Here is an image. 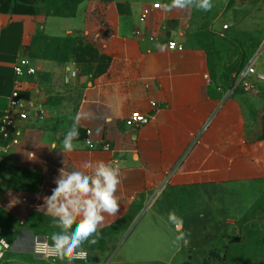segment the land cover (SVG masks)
Wrapping results in <instances>:
<instances>
[{"label": "crops", "instance_id": "0c3cea01", "mask_svg": "<svg viewBox=\"0 0 264 264\" xmlns=\"http://www.w3.org/2000/svg\"><path fill=\"white\" fill-rule=\"evenodd\" d=\"M52 1L0 0V118L18 60L36 69L23 77L28 120L11 131L19 144L4 152L10 141L0 140V238L11 245L0 264H69L35 256L28 238L52 244L60 231L41 208L63 161L70 171L85 161L119 167L120 211L98 231L133 224L113 253L86 250L87 261L71 264H205L212 251L225 260L207 264H264V81L252 79L256 93L232 92L247 56L264 75V0H212L208 12L83 0L71 17L50 12ZM133 112L149 123L127 126ZM78 113L88 118L63 153ZM172 198L204 220L178 247L172 211L161 210Z\"/></svg>", "mask_w": 264, "mask_h": 264}, {"label": "clouds", "instance_id": "9594fccd", "mask_svg": "<svg viewBox=\"0 0 264 264\" xmlns=\"http://www.w3.org/2000/svg\"><path fill=\"white\" fill-rule=\"evenodd\" d=\"M193 7L205 12L211 11L212 0H171L170 4L163 5V9L168 12L186 11ZM157 48L161 52L165 51L164 45L157 44ZM86 118L88 117L80 113L75 116L71 128L64 134L63 153L74 151V141L79 137L81 120ZM52 148L55 149V145ZM63 163L64 167L59 170V176L54 181L56 187L52 189L50 196L44 197V206L41 209H46L45 213L54 218V223L60 229L51 235L52 253L71 264L74 260L88 259L84 244L97 243L94 237L105 221V214L115 217L119 213L120 203L116 192L121 180L119 167L111 163L85 161L81 165L83 170L71 171L68 170L66 162ZM17 202L18 200H13L10 206ZM167 220L177 233L173 244L178 247L182 241L187 245L188 233L183 231V219L175 212H170Z\"/></svg>", "mask_w": 264, "mask_h": 264}, {"label": "built area", "instance_id": "2783aa9c", "mask_svg": "<svg viewBox=\"0 0 264 264\" xmlns=\"http://www.w3.org/2000/svg\"><path fill=\"white\" fill-rule=\"evenodd\" d=\"M159 4L154 5V9H159ZM136 36H141L140 32H136ZM168 48L171 50H183V47L178 46L175 42H169ZM36 69L33 68L26 58L18 60L15 66V89L10 97V108L9 111L5 112L0 118V140L10 141L9 144L2 147L4 152L8 151L11 147L19 144L18 137L11 136V131L15 128L18 121L28 120L27 107L24 101L20 97V91L26 83L23 80L25 75H35ZM77 77L76 71L71 72L69 77L65 79L66 83H69L71 79ZM256 79L258 81H264V75L258 74L255 67L254 61L251 59L245 67V70L235 81L232 92L241 90L244 93H256V87L252 81ZM149 123V119L140 112H133L130 117L126 120V124L129 127H134L142 124ZM32 244L33 254L37 257L43 258L48 261L55 260L58 256L54 255L51 251V243L47 237L30 234L28 236ZM11 249L10 243L4 238H0V260L3 259L6 252ZM88 253V252H87ZM89 256V253H88ZM88 260V259H87ZM86 260V261H87ZM84 261V260H75Z\"/></svg>", "mask_w": 264, "mask_h": 264}, {"label": "rangeland", "instance_id": "374dc122", "mask_svg": "<svg viewBox=\"0 0 264 264\" xmlns=\"http://www.w3.org/2000/svg\"><path fill=\"white\" fill-rule=\"evenodd\" d=\"M250 58L249 56L246 57V59ZM168 207L171 209L172 212H175L177 216H183V222L185 224V229L184 232L188 233L187 236L189 237H193L194 235H196V229L195 231L193 230L194 228H198L201 226H204V220H201L199 218V213L198 214H194V210L190 209L189 207L187 208V204L186 206H184L183 203H181V201H176V199H171V201H169L168 203H166L163 207H161V210L163 212H167L168 211ZM133 224L129 223L125 226H120L118 228V230H114V229H107L104 231H99L96 235L97 239V243L96 244H91L89 242H86L84 244V249L88 250L92 253L95 254H99L101 252H105L107 250H109V252L113 253L114 250L117 248V246L119 245V243L122 241L123 237L127 234V232L130 230L131 226ZM121 228V230H120ZM174 234H177L176 232ZM196 236H200V235H196ZM92 239V238H90ZM167 240H171L170 237H167ZM199 248H197L196 250L194 249V247H191V252L189 254H191L193 256V258L196 261H200L201 258H203V252L205 250V244L204 241H199L198 242ZM186 255H188V252L185 250ZM185 255V256H186ZM185 256H181L182 258ZM204 263V261H202V264ZM199 264V263H198ZM217 264H223V263H217Z\"/></svg>", "mask_w": 264, "mask_h": 264}, {"label": "trees", "instance_id": "16d2710c", "mask_svg": "<svg viewBox=\"0 0 264 264\" xmlns=\"http://www.w3.org/2000/svg\"><path fill=\"white\" fill-rule=\"evenodd\" d=\"M82 1L83 0H54V1L48 3V10L57 16L71 17L74 15V9L72 7L75 6L76 4H79ZM250 60H251V58L244 60V62L241 64V67L239 69V70H241L239 72V74L244 71L246 65L248 64V62ZM119 227L120 226L116 225V226L110 227L109 229L118 230ZM74 228H75V225H73V229ZM212 258L218 259V260H225V258H221L216 252H213V251L209 255V259H212ZM209 259H208V261H209ZM208 261H206L205 264H207Z\"/></svg>", "mask_w": 264, "mask_h": 264}]
</instances>
